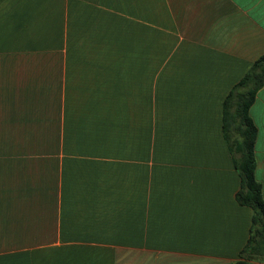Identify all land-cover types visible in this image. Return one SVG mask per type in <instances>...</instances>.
<instances>
[{"label": "crops", "instance_id": "1", "mask_svg": "<svg viewBox=\"0 0 264 264\" xmlns=\"http://www.w3.org/2000/svg\"><path fill=\"white\" fill-rule=\"evenodd\" d=\"M262 56L264 0H1L0 264L239 261L223 106Z\"/></svg>", "mask_w": 264, "mask_h": 264}, {"label": "trees", "instance_id": "2", "mask_svg": "<svg viewBox=\"0 0 264 264\" xmlns=\"http://www.w3.org/2000/svg\"><path fill=\"white\" fill-rule=\"evenodd\" d=\"M1 1V0H0ZM264 87V56L233 87L223 106V135L240 177L237 201L253 210L249 240L234 264L264 260V198L262 185L256 179L255 146L258 129L250 108L258 91Z\"/></svg>", "mask_w": 264, "mask_h": 264}]
</instances>
